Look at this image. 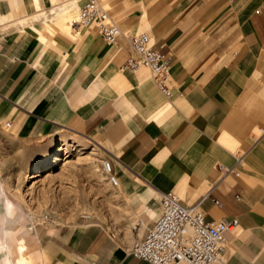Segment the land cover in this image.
<instances>
[{"label": "crops", "instance_id": "obj_1", "mask_svg": "<svg viewBox=\"0 0 264 264\" xmlns=\"http://www.w3.org/2000/svg\"><path fill=\"white\" fill-rule=\"evenodd\" d=\"M100 1L171 57L172 98L149 70H121L124 36L57 26L76 0H0V264L20 249L28 264H148L129 251L169 192L207 222L238 221L219 264H264V0ZM68 134L110 162L118 198L40 228L28 191L46 170L26 176Z\"/></svg>", "mask_w": 264, "mask_h": 264}, {"label": "built area", "instance_id": "obj_2", "mask_svg": "<svg viewBox=\"0 0 264 264\" xmlns=\"http://www.w3.org/2000/svg\"><path fill=\"white\" fill-rule=\"evenodd\" d=\"M77 17L72 21L73 31L94 27L99 38L108 46H115L120 37L127 40L131 54L121 70L136 73L141 69L150 72L157 90L166 99L172 98L170 70L171 57L150 45L147 34L125 36L100 0H76ZM8 126V124H6ZM102 170L108 175L112 187L118 182L111 174L110 162L102 161ZM220 176L233 172L217 166ZM214 203L220 207L217 201ZM159 216L142 239L136 240L129 255L148 264H219L225 252L226 236L238 226L236 219L205 221L198 205L184 206L173 192L162 195ZM86 219L88 216L85 217ZM47 220V217H44Z\"/></svg>", "mask_w": 264, "mask_h": 264}, {"label": "rangeland", "instance_id": "obj_3", "mask_svg": "<svg viewBox=\"0 0 264 264\" xmlns=\"http://www.w3.org/2000/svg\"><path fill=\"white\" fill-rule=\"evenodd\" d=\"M102 5L113 17V6L104 1ZM77 10L78 8L75 17ZM61 28L75 33L69 25H62ZM84 29L89 28H82L79 31ZM60 138L62 146L58 147L56 163L39 172L40 176L46 170L38 185H32L28 191L30 197L38 203L39 218L35 225L40 228L61 224L62 219L67 216L69 218L76 214L90 215L94 211L103 209L102 206H98L100 201L118 198L109 186L108 176L102 170L103 154L89 140L77 135L68 134ZM51 153L52 149L49 154ZM45 216L47 220L44 219ZM29 243L24 241L26 257L30 259ZM14 258L15 253H12L10 259L14 261Z\"/></svg>", "mask_w": 264, "mask_h": 264}, {"label": "bare ground", "instance_id": "obj_4", "mask_svg": "<svg viewBox=\"0 0 264 264\" xmlns=\"http://www.w3.org/2000/svg\"><path fill=\"white\" fill-rule=\"evenodd\" d=\"M70 16H71V15H70ZM74 18H76V17H75V16H72V17L66 18L65 20H61L60 22H58L57 26L60 27V28L62 27V25H63V26H65V25H69V26H71L72 21L75 20ZM64 28H65V27H64ZM61 30H62V28H61ZM71 30H72V29H71ZM71 30H69V31H71ZM47 31H48L49 33H53L52 28L49 27V26L47 27ZM67 31H68V30H67ZM75 32L78 33V31H75ZM74 35H75V34H74ZM67 145H68V144H67ZM69 146H70V145H69ZM57 151H58V146H57V144L55 143V144L53 145V148H52V153L49 154L48 156H46V157H45V158H44L39 164L36 165L35 168H33V170H32V171L30 172V174L27 176L26 180H30V179H32L35 173H39V172H41L43 169L47 168L48 166H52V165H54V164L56 163V160H57V157H56V153H57ZM104 173H105L106 175H108L105 171H104ZM108 182H109V181H108ZM109 185H110L111 188L116 189V188L112 187L110 183H109ZM85 217H86V216H85ZM17 256H18V255H17ZM18 257H19V258H18V264H28V261L26 260L24 254H23V250H22V249H20V251H19V256H18Z\"/></svg>", "mask_w": 264, "mask_h": 264}]
</instances>
